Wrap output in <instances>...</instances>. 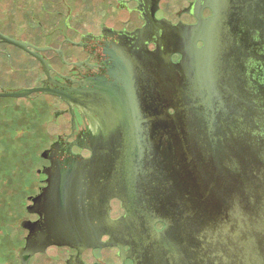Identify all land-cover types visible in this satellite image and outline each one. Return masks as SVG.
<instances>
[{"label":"water","instance_id":"obj_1","mask_svg":"<svg viewBox=\"0 0 264 264\" xmlns=\"http://www.w3.org/2000/svg\"><path fill=\"white\" fill-rule=\"evenodd\" d=\"M231 3L221 0L212 18L185 29L191 35L190 98L173 104L172 116L166 107L152 113L133 82L102 83L72 94L47 83L0 93L25 97L42 92L77 104L96 133L94 155L88 160L108 162L95 165V176L85 174L84 180L76 169L48 172V186L33 205L41 216L34 225L45 228L38 232V243L69 245L81 252L123 248L117 238L123 236L133 264H264V3L255 0L253 22L243 23V40L231 25ZM1 36L26 48L23 41ZM194 36L205 45L199 48ZM248 43L254 45L249 76L236 67ZM35 55L49 73L46 60ZM124 80H134L128 69ZM181 123L191 130L188 147L177 134L172 136L175 147L165 151L151 142L148 129ZM157 162L164 163L163 169L153 166ZM160 170L175 189L170 201L152 198L145 190L156 183ZM139 182L141 190L136 191ZM114 197L129 212L120 220L109 214ZM157 222L164 229L157 230ZM104 234L111 236L109 241L102 240Z\"/></svg>","mask_w":264,"mask_h":264},{"label":"flooded vegetation","instance_id":"obj_2","mask_svg":"<svg viewBox=\"0 0 264 264\" xmlns=\"http://www.w3.org/2000/svg\"><path fill=\"white\" fill-rule=\"evenodd\" d=\"M220 1L0 0V7L8 10L0 16V93L47 83L49 88L72 94L82 88L95 90L102 83L133 82L140 101L147 100L152 113L166 107L172 116V105L190 98L187 47L191 35L185 29L212 18ZM230 2L232 28L237 39L243 40V23L253 22L255 0ZM1 35L25 42L26 48L6 42ZM201 38L192 37L199 48L205 45ZM252 46L248 43L246 54L241 52L236 59L237 69L248 76ZM35 54L46 60L49 73ZM126 69L134 80H124ZM8 110L18 115L4 118ZM0 112V264H133L131 246L123 236H117L123 248L89 247L81 252L69 245L38 243V232L45 228L34 225L41 216L33 205L48 186V172L76 169L75 174L84 180L85 174L95 176V165L108 163L88 160L97 140L87 115L77 104L42 92L2 95ZM148 130L151 142L160 143L163 151L175 147L171 145L174 134L182 135L185 147L189 146L187 123ZM32 149L38 160L31 159ZM162 165L153 166L163 169ZM170 181L164 171H157L156 183L145 190L152 198L170 201L175 195L174 187L166 184ZM185 189L189 194V188ZM135 190H141L140 182ZM128 213L120 198L110 200L112 219L120 220ZM155 227L160 231L165 224L157 222ZM110 238L102 236L104 242Z\"/></svg>","mask_w":264,"mask_h":264},{"label":"rangeland","instance_id":"obj_3","mask_svg":"<svg viewBox=\"0 0 264 264\" xmlns=\"http://www.w3.org/2000/svg\"><path fill=\"white\" fill-rule=\"evenodd\" d=\"M7 11L8 10L6 8L0 7V16H5ZM1 113L2 112H0V116H1ZM16 113H17V111L8 110V111L4 112L3 115L5 118V117H11L13 115L17 116L18 114H16ZM31 159L32 160H38V154H37V152L34 151V149H32V151H31Z\"/></svg>","mask_w":264,"mask_h":264}]
</instances>
